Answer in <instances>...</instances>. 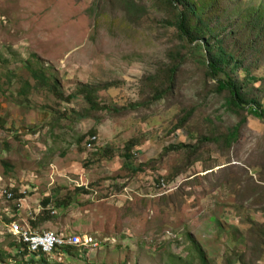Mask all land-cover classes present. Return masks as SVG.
<instances>
[{"label":"rangeland","instance_id":"obj_1","mask_svg":"<svg viewBox=\"0 0 264 264\" xmlns=\"http://www.w3.org/2000/svg\"><path fill=\"white\" fill-rule=\"evenodd\" d=\"M214 1L213 31L238 52L264 0ZM174 19L160 0H0V264L29 259L3 226L13 219L98 242L34 264H264V120L227 109L197 48L151 101L179 57ZM246 56L234 76L264 108V44Z\"/></svg>","mask_w":264,"mask_h":264},{"label":"trees","instance_id":"obj_2","mask_svg":"<svg viewBox=\"0 0 264 264\" xmlns=\"http://www.w3.org/2000/svg\"><path fill=\"white\" fill-rule=\"evenodd\" d=\"M160 1L175 13L173 38L176 42L175 48L179 52V57L177 59H172L170 64L157 75L162 77L161 81L163 84H166V87L160 92H157L151 101L155 102L160 98H165L170 93L171 84H175V75L184 62L180 53L188 49L197 48L203 53L207 76L216 81V91L218 93H222L223 91L227 92L225 98L227 109L236 115H239L240 111L246 110L249 114L256 116L260 120H264V108L254 99H248L243 96L241 87L234 76L235 71L239 67H244L242 64L247 59V50H256L258 46L264 44V17L262 11L258 9V13L255 12L249 16V22L247 24L252 25L254 33H252V37L246 41L249 43H244L239 47L238 52H236L227 48L228 43L225 36H220V34L213 31L211 19L212 21L218 19L221 13L220 10L214 9V0H212L211 9L204 5L200 7L191 0ZM78 93L87 100L92 107L97 106L93 100L94 92L91 89L84 88ZM71 97L73 96L71 95L70 98ZM187 118L188 115L181 118L178 122V126L181 127ZM245 122L246 116L243 117L237 125L227 130L225 136L222 138L224 145L229 147L231 143L237 139L240 127ZM133 144H136V139H131L127 142L126 147L129 148ZM172 149L194 154L198 151V146L180 143ZM98 153L100 157L113 158L111 151L108 149H99ZM125 157L128 156L125 155ZM248 224L250 226L260 227L263 223L258 224L251 219ZM14 247L21 249L19 255L29 256V259L23 264H34L36 262V256L41 260L43 259L41 253L29 254L22 245H15ZM76 248L78 247L66 245L57 248L54 252L64 251L66 253H71L75 251ZM80 250H82V248ZM198 253L200 254V259L205 261L206 252L201 246L198 247Z\"/></svg>","mask_w":264,"mask_h":264},{"label":"built area","instance_id":"obj_3","mask_svg":"<svg viewBox=\"0 0 264 264\" xmlns=\"http://www.w3.org/2000/svg\"><path fill=\"white\" fill-rule=\"evenodd\" d=\"M95 141L96 136H92L86 140L85 146L91 148L94 146ZM2 196L7 200H11L13 193L11 190L4 189ZM3 226L7 229V233L13 239H16L29 254L41 253L42 255H50L57 248L66 245L82 248V250H91L98 247L97 240L88 235H62L53 231H35L27 223L21 225L14 219L8 223L5 222Z\"/></svg>","mask_w":264,"mask_h":264}]
</instances>
